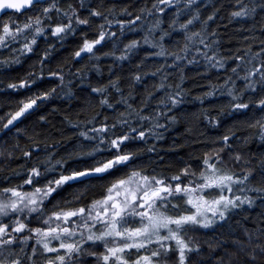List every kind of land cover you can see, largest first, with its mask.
<instances>
[{"label":"clouds","instance_id":"obj_1","mask_svg":"<svg viewBox=\"0 0 264 264\" xmlns=\"http://www.w3.org/2000/svg\"><path fill=\"white\" fill-rule=\"evenodd\" d=\"M262 65L264 0H0V264H264Z\"/></svg>","mask_w":264,"mask_h":264},{"label":"snow or ice","instance_id":"obj_2","mask_svg":"<svg viewBox=\"0 0 264 264\" xmlns=\"http://www.w3.org/2000/svg\"><path fill=\"white\" fill-rule=\"evenodd\" d=\"M57 31H59V28H57ZM86 46H88V45H86ZM262 67H264V65H262ZM31 105H29V104H26L25 105V108H28V107H30ZM21 113L20 112H18V113H16V115L17 116H19ZM126 157H121V159H125ZM226 179H229V177H218L217 178V180L218 181H220V182H222V181H224V180H226ZM213 182H216L215 180L213 181ZM121 183H123V181H121ZM13 192H14V194H18V193H15V190H13ZM120 195V193L119 192H117L116 193V196L118 197ZM221 199H227V198H221ZM109 200H115V197L114 196H108L107 198H106V200H105V203H107ZM216 204H219V201H216L215 202ZM113 207H119V201L118 200H116V202L113 204ZM70 247V246H69ZM113 251H115V250H113ZM61 259H62V257H61ZM105 260H107L108 259V257L106 256L105 258H104ZM145 260H147L148 258L147 257H145L144 258Z\"/></svg>","mask_w":264,"mask_h":264}]
</instances>
